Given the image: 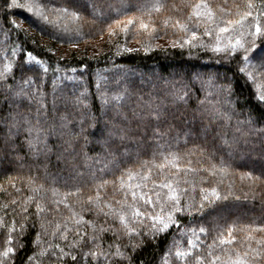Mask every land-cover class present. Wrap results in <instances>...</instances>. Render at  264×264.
<instances>
[{
    "label": "trees",
    "instance_id": "16d2710c",
    "mask_svg": "<svg viewBox=\"0 0 264 264\" xmlns=\"http://www.w3.org/2000/svg\"><path fill=\"white\" fill-rule=\"evenodd\" d=\"M24 2L17 0V3ZM197 2L35 0L41 6L48 5L49 10L43 14L49 19L44 20L24 8H6L11 0H0V73L4 72L5 64L11 65L4 79L0 80V107L10 110L19 104L23 110L30 105L35 114L37 105L34 102L23 95H14L23 91L42 97L44 114L49 122L61 113L74 114L73 122L79 121L84 128L83 136L92 141L83 151L88 157L95 158L97 154L103 157L102 147L96 141L101 139L105 119L112 115L108 109L105 116L103 94L113 96L127 90L131 95L121 103L123 111L129 115L137 97L143 100L151 97L155 104L162 105L165 113L178 117L172 119L170 115L159 125L160 131L167 133L159 143L167 145L162 149L165 155L168 152L177 154L176 162L180 165L177 171L166 164L161 174V170L154 165L165 161L159 155L153 157L155 145L152 144L146 151H139L133 145L129 156L117 154L115 160L108 158L104 162L107 168L103 175L98 169L104 164L97 163L95 159L86 162L83 155L73 162L75 172L58 161L56 137L48 139V143L53 145V153L47 160L44 156L32 157L26 144L19 152L23 157L19 162L14 159L16 153L5 154L0 150V252L5 247L14 249L10 253L9 264H95L91 257L85 258L83 253L100 250L114 252L117 246L131 257V264H186L175 256V251L177 246L186 250L189 238L199 244L198 248H193L194 255H206L208 246L212 245V254L224 261L227 259L226 250H245L248 243L245 237L249 235L243 230L245 226H264V144L258 133L244 136L234 132L236 120H245L249 113L256 121L253 127H264V103L256 96L258 91H264V67H260V58L264 57V36L257 35L254 55L249 54L252 59L248 72L252 73L255 82L247 78L248 72L242 74L238 71L243 66V50L237 49L236 53L214 51L217 44L223 48L229 40L235 42L242 31L248 33L241 37L245 47L251 46V33L256 31L257 23L264 29V0H205L212 8L219 27H227L228 20L239 19L237 12H252V16L242 22L243 28L233 25L229 32L219 34V40L216 23L206 25L203 18L195 16L189 19L191 5ZM249 3L253 5L251 9L247 7ZM52 8L67 11L53 12L50 11ZM130 18L132 23L128 24ZM117 20L121 21L119 25L114 23ZM177 21L186 24L187 30L181 29ZM141 24H146L147 28L141 27ZM206 27L211 35H205ZM192 32L196 33L195 37ZM29 53L34 59H29ZM25 79L31 80V84L24 83ZM155 85H158L156 89L151 88ZM220 85L231 86L232 103L225 105L224 110L231 107L236 111L231 126L226 130L221 129L217 121L201 118L198 111V101L205 95L210 101L220 99L223 102V94L218 96L216 91ZM174 89H182L188 94L186 103H173L170 93ZM75 98H79L86 107L68 103ZM81 114L84 115L83 121ZM69 119H73V115ZM205 125L210 127L205 129ZM220 131L226 132L228 143H222L216 135ZM241 131L247 132V127L242 126ZM26 136L27 133L21 131L16 137L17 144H22ZM83 136L79 144L84 143ZM196 146L205 149L203 155L194 150ZM141 161L149 163L141 168ZM213 164L217 169L224 167L225 171L213 172ZM126 168L139 172L141 176L151 170L148 188L139 191L148 192L152 188V180L159 182L162 178L165 181L170 178L179 181L174 186L181 190V205L185 199L198 203L201 189L205 190L203 195H210L208 190L215 188L221 199L203 214L183 211L175 214L180 224L153 237L145 233L146 228L150 233V220H133L132 209L128 205L139 207L141 211L156 212L160 211V207L158 204L155 209L146 207L139 199L134 202L130 190L120 187L116 178ZM186 168L191 170L186 172ZM77 172L82 175L76 176ZM9 177L13 178L11 182ZM29 178L32 179L31 184L28 183ZM104 180L110 183L98 188L97 185ZM138 182L134 179L131 183ZM166 191L163 190L162 195ZM97 193L102 211L88 202V197L96 199ZM28 197H32V202L25 203ZM36 202L44 209L39 216L36 214ZM117 209L125 214L130 227L140 230L139 236L123 231L116 215ZM109 211L112 214L106 216ZM73 213L77 215L73 217ZM81 216L85 221H91L93 226L76 224ZM229 226L233 227L232 235L236 240L230 245H220L221 235L229 238ZM65 227L68 231L62 239ZM200 227L205 229L202 234L198 233ZM101 228L115 229L116 233L100 232ZM186 229L197 230L199 240ZM97 234L100 249L88 240L89 236ZM9 235L13 237L11 241L7 239ZM251 235L264 237V233L260 232H252ZM130 238L136 243L143 239L144 243L133 251L131 246L124 247L129 244ZM75 240L80 243L69 249L68 245ZM50 244L52 248H49ZM57 244L65 252L72 251L77 260L65 256L57 261L55 256L60 254V249L55 248ZM251 246L256 247L255 240L251 241ZM29 256L32 257L31 262ZM108 264H129V261L117 258Z\"/></svg>",
    "mask_w": 264,
    "mask_h": 264
},
{
    "label": "snow or ice",
    "instance_id": "6c2138e0",
    "mask_svg": "<svg viewBox=\"0 0 264 264\" xmlns=\"http://www.w3.org/2000/svg\"><path fill=\"white\" fill-rule=\"evenodd\" d=\"M6 8L19 7L24 8L30 13H34L36 16L42 17L44 20H48L49 17L44 15V11L49 10L48 5L45 4L41 6L40 4L35 3V0H32L31 3L28 0H25L24 3H17V0H11V3L5 5ZM248 9H251L253 5L249 3L247 5ZM191 13L189 14V19L193 16L200 19L203 18L206 25L207 23H216L217 24V40L220 39V33H227L229 29L232 28L233 25L239 26L243 28V21L252 16V12H237L236 15L239 16V19L228 20L227 27H219L218 21L214 18V13L212 8L209 6L205 0H198L197 3L191 5ZM50 11L53 12H66L67 9L63 8H52ZM75 15V13H73ZM255 19V18H254ZM9 23L14 24V21H9ZM115 24L119 25L121 21H114ZM131 18L128 20V24H131ZM181 29L187 30V25L182 24L179 21L176 22ZM111 27V26H110ZM126 28L127 25H124ZM141 27L147 28L146 24H141ZM236 29H233L235 31ZM246 32H240V35L235 38V42L232 40L228 41V44L223 48L217 44L214 48V51L220 52L224 51L225 53H236L237 49H241L244 52V55L241 59L242 67L238 68L240 73L248 72L250 67V61L252 56L249 54L252 53L254 55V49H256L257 45L255 43L257 35L264 36V29H262L257 23L256 31L251 33L253 40L251 42L250 47H245V43L242 41L241 37L247 35ZM205 35H211V32L206 27ZM192 36L195 37L196 33L192 32ZM188 41H185L187 43ZM183 46V45H181ZM29 59H34L31 56V53L28 54ZM11 67L10 64L4 65V72L0 73V80L4 79L5 74L8 69ZM260 67H264V57L260 58ZM248 79H255L252 73L248 72ZM24 83L31 84V80L25 79ZM186 87V86H185ZM217 95L223 94L224 99L223 102L220 99H216L215 101H210L208 96L205 95L198 101V111L200 113L201 118H208L210 121L219 122V127L221 129H227L231 126L232 116L236 114L234 108L228 107V110H224L225 105H231V86L230 85H220L216 89ZM14 95H23L27 97L30 101L34 102L37 107L35 114H33L31 106H27L25 109H21L19 104H16L15 107H11L10 110L4 109L0 107V150H2L5 154L16 153L14 159L19 162L23 160V157L19 155L23 144L27 145L28 153L32 157H40L44 156L45 160H47L48 156L53 153V145L48 143L49 137H56L57 143L55 145V151L57 154V160L63 162L65 166L69 167L73 172H75V164L73 163L77 158L83 155V158L86 162L95 159L97 163L104 164V167L98 169V171L103 175L105 172L107 165L104 163L105 160L111 158L112 160L116 159V155L119 154L121 157H127L130 154V149L134 145L139 151H146L150 144L155 145L152 150L153 157L159 155L161 156L165 163L154 165L161 170V174H163V169L166 164L170 167H174L177 171L180 170V165L176 162L178 157L174 152H168L167 155L162 151L167 145L161 144L159 141L166 136V132H161L159 125L171 115L172 119H177L174 114L165 113L161 104H155L150 97L148 100H143L142 97H137V102L134 107L131 109V114L129 115L125 111H123L124 105L121 103L122 100L127 101L130 97V93L127 90L118 93L113 96H109L106 93L104 96V104H105V116L107 117L108 109L111 110V117L105 119L104 127L101 130L100 136L101 139L96 141L99 143L103 150V157L99 154L95 158L88 157L87 153L83 151V149L92 141L89 140L88 137L83 136L84 128L80 126V122L74 123V114L72 113H61L58 117L54 116L52 121H48V117L44 114V104L42 102V97L33 96L27 92H17ZM170 95L172 96L173 103L176 102H184L186 103L189 99L187 93H184L182 89H174ZM257 99L264 103V91H258L256 93ZM68 103H72L75 106L86 107L83 105V102L79 98H75L74 100L69 101ZM243 115V113H240ZM73 115V119H69V116ZM91 119H95V117H90ZM195 113L193 114V119H195ZM84 115L81 114V121H83ZM185 123L187 121L185 120ZM256 123L253 120L251 114L247 115V118L243 121L236 120L234 132H238L241 135L247 136L248 133H258L261 143L264 144V127L255 128L253 125ZM71 125V127H70ZM246 126L247 132H242L241 127ZM205 129L210 127V125H205ZM78 128V130H76ZM23 131L27 133L25 140L22 144H17L16 137L18 134ZM221 139L222 143H228V139L225 131L217 132ZM83 136L84 143L79 144L80 138ZM235 139V137H233ZM201 155L204 154L205 149L199 148L196 146ZM139 151L137 155H139ZM211 153H209V156ZM171 157V159H169ZM148 161H141V168L148 165ZM221 164L223 161L221 160ZM23 167V165H21ZM47 168V164L44 165ZM191 169H184V171H190ZM150 169L149 171H145L143 176L139 174V172H134L131 168H126L121 170V175L116 179L119 181V185L121 188H127L130 190V195L133 201H141L144 206H150L152 209H155L157 204L160 207V211H141L139 207H134V205H128L131 211V217L133 220L139 219L141 222L144 218L150 220V233L148 229H145L146 234H150L151 236L158 235L160 233H164L170 227L174 225H179L180 222L175 219V214L180 212H188L191 214L192 212H197L203 214L208 208L214 205L215 201L221 199L220 194L216 191L215 188L208 190L210 195H203L204 189H201V198L197 203L195 201L185 199V203L181 205L180 201V192L181 190L174 185H178L179 181H174L173 179H161L159 182L156 180H152V188L149 189L148 192L139 191L140 189L148 188L147 181L150 179ZM212 171H219L223 173L225 171L224 167L216 168V165H212ZM81 173H76V176H81ZM246 175H251V173H247ZM93 179H95V172L92 173ZM73 178L74 177H70ZM138 180L139 182L136 184H132L133 180ZM258 179V178H256ZM13 180L12 177H9V181ZM28 183H32V179L29 178ZM110 181L104 180L101 184H98L97 187H103L107 185ZM15 187V184H12ZM42 187V186H41ZM159 189V191L157 190ZM163 190H167L166 194L162 195ZM79 191V189H77ZM151 192V194H149ZM53 194H55V190H53ZM155 197V200L153 199ZM226 199V197H224ZM32 202V197H28L25 203ZM88 202L93 203L97 206L101 211L103 210L100 206L99 201V193H97V198L88 197ZM13 204L16 201H12ZM123 203H126L124 201ZM5 208L8 205H4ZM109 209H111V205H108ZM37 216L44 210L43 206L36 202ZM165 209H167L165 211ZM22 211H26V209H22ZM112 212H106L105 215H111ZM73 217L77 215V213L72 214ZM116 215L120 221L122 229L125 233H136L138 236L141 234L140 230L134 227H130L128 222L126 221L125 214L119 209L116 210ZM85 223L89 226H93L91 221H85L81 216L79 220L76 221V224ZM41 227H43V223H41ZM59 227V225H57ZM249 233L245 237V240L248 242L245 250L243 252L230 249L226 250L227 259L221 261L219 256H215L212 254V245L208 246L207 254H193V248H198L199 244H197L193 239L189 238L188 248L186 250H181L177 246V250L175 251V256L182 261H186V264H264V237L255 238L251 235L252 232H260L264 233V226H259L256 228H249L245 226L243 229ZM68 229L65 227L64 233H61V238H65V233H67ZM100 232L104 231H112L113 234L116 233L115 229H104L101 228ZM185 231L192 232V235L196 237V240H199V235L197 234V230L195 229H186ZM205 229L200 227L198 233H204ZM233 227L229 226L228 228V237L225 238L223 235L220 236L219 243L220 245L224 244H232L233 241L236 240V237L232 235ZM23 234V226H21V235ZM9 241L13 239L11 235L7 238ZM99 235H92L88 237L89 242L94 244V247L100 249L99 244ZM255 240L256 247L251 246V241ZM80 243L79 240H75L71 242L68 247L69 249H73ZM144 241L141 239L139 243H136L129 239V244L124 245L125 248L131 246L132 250L135 251L137 248L143 245ZM174 245H177V242H173ZM17 246H19V241H17ZM53 246L50 244L49 248ZM111 248L112 245H109ZM55 248L60 249V254L55 256L57 261L62 260L65 256H70L73 261L77 260V257L73 254L72 251L65 252L63 248L60 247L59 244L55 245ZM14 249L12 247H5L3 252H0V264H9L11 260L10 253H12ZM168 255L167 253L165 254ZM83 256L85 258L91 257L95 264H108L109 261H115L117 258L121 260H128L129 264H131V257L126 254V252L121 251L120 246L116 247L114 252H108L100 250L84 252ZM8 258V260H5ZM29 262H31L32 257H28Z\"/></svg>",
    "mask_w": 264,
    "mask_h": 264
},
{
    "label": "rangeland",
    "instance_id": "374dc122",
    "mask_svg": "<svg viewBox=\"0 0 264 264\" xmlns=\"http://www.w3.org/2000/svg\"><path fill=\"white\" fill-rule=\"evenodd\" d=\"M158 87V85H155V86H151V88H154V89H156Z\"/></svg>",
    "mask_w": 264,
    "mask_h": 264
}]
</instances>
